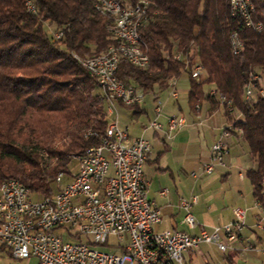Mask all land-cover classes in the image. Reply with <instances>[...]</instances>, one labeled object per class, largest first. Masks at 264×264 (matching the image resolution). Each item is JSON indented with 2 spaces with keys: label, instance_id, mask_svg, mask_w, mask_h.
Masks as SVG:
<instances>
[{
  "label": "trees",
  "instance_id": "1",
  "mask_svg": "<svg viewBox=\"0 0 264 264\" xmlns=\"http://www.w3.org/2000/svg\"><path fill=\"white\" fill-rule=\"evenodd\" d=\"M32 1L35 12L27 0H0V182L15 177L50 194L56 174L70 172L74 154L100 143L110 121L96 77L77 56L107 51L121 39L113 35V17L98 11L95 0ZM122 1L128 6L141 0ZM147 1L148 20L139 29L151 65L141 68L122 59L119 78L155 92L188 70L189 106L196 110L206 100L211 109H224L226 126L233 122L242 129L256 163L247 175L264 206V87L256 101L245 97L253 74L264 72V0H252L260 30L232 14L230 0ZM235 32L243 42L238 53L232 46ZM192 49L206 70L204 79L194 78L191 66L173 57L176 50ZM235 110L241 114L236 120Z\"/></svg>",
  "mask_w": 264,
  "mask_h": 264
},
{
  "label": "built area",
  "instance_id": "2",
  "mask_svg": "<svg viewBox=\"0 0 264 264\" xmlns=\"http://www.w3.org/2000/svg\"><path fill=\"white\" fill-rule=\"evenodd\" d=\"M120 2L123 1L112 0L109 14L105 15L112 17L114 12H118ZM127 5L131 12L132 4ZM94 6L100 11L99 3ZM254 9L252 0H238V7L231 8V11L242 21H253V28L260 30L262 23L253 19ZM29 10L36 11L32 0ZM146 22L147 18L143 25ZM117 23L128 33L129 20ZM140 29L136 35H131V39L144 48ZM55 34L59 37L62 31ZM232 45L234 53L243 46L237 32L232 35ZM106 50L107 57H94L93 61L82 63L96 77L106 105H112V113H107V116H116L110 118V125L100 143L72 156L77 163L75 171L61 170L56 174L54 183L57 190L50 194L33 190L15 177L0 182V245L19 259L35 256L39 264H186L184 252L203 242L214 243L220 251L227 252L243 237L247 208L234 207L232 221L208 228L199 222L193 210L198 195L182 196L179 206L184 210L183 220L190 229L197 231L155 229L161 221V207L148 194L150 181L144 169L152 143L144 136L131 138L128 127L119 125L117 112L118 103L132 106L145 102L144 89L127 84L118 76L122 59L130 63L139 59L121 55L113 44ZM194 51L192 49L188 56L173 57L184 61L187 67L191 66L192 76L201 80L207 73L199 54ZM147 65L151 63L140 62V66ZM256 79L259 76L253 74L251 94H245L246 99L252 102L257 100L262 88L260 84L256 85ZM169 85L172 86L170 95L177 99L179 90L176 83ZM135 91H143L142 100H133ZM211 92H215V88ZM163 108L164 102L159 97L155 98V113L160 115ZM200 109L198 103L196 110ZM187 124L184 114L168 117L169 132ZM149 126L160 129L163 124L152 119ZM232 131L230 125L225 126L220 138L212 144L211 160L204 165L206 173L214 171L217 165L226 164L225 156L230 150L227 137ZM239 131H242L240 127ZM192 174L197 175L195 172ZM66 176L69 178L67 181L64 180ZM262 193L264 195V177ZM167 194V188L160 189V195ZM257 205L264 209L259 200ZM2 214L14 215V222L3 223ZM260 226L264 228V222ZM70 235L80 240L71 241L68 239ZM112 236L115 237L113 242L110 241ZM97 245L109 249L98 248Z\"/></svg>",
  "mask_w": 264,
  "mask_h": 264
},
{
  "label": "rangeland",
  "instance_id": "3",
  "mask_svg": "<svg viewBox=\"0 0 264 264\" xmlns=\"http://www.w3.org/2000/svg\"><path fill=\"white\" fill-rule=\"evenodd\" d=\"M49 29H53V27L50 26ZM174 79H176L178 90L181 91L178 100L183 107L182 110L179 109L176 98L170 95L172 89L171 85L161 90H159L158 86L155 88V93H158L160 99L164 102V113L159 117V120L163 123H167V116L169 115L182 114V112L186 116L190 114V106L188 102L190 79L188 70H184L178 78ZM259 81L261 87H264V72L259 76ZM207 88L211 89L213 87L211 84H208ZM249 93L251 94V89ZM141 107L146 110V112L143 111L134 114L136 107L119 103L117 105L119 125L123 128L128 126L131 135L134 137L143 135L149 138L153 145L152 157L154 158L158 153L157 151L163 149V142L160 138L154 137L153 129L143 130L145 127L144 125L149 121V116L152 118L156 116L154 113V92H146L145 102L141 104ZM115 116L116 114L108 117V119L110 120V118ZM233 116L236 120L241 117V114L238 110H235ZM229 125L232 129L239 131V127H235L233 122H230ZM221 133L222 130L215 140L209 136H204L203 134H200L199 136L195 134L193 142L188 145L176 140L167 139L172 143V148L163 153L160 159V166L165 168V170H158L152 164L148 163L145 166V173L148 179L152 181L153 187L159 189L168 188L172 195L188 196L193 192L200 193V191H202L201 186L203 190L208 187V193L213 194L211 195L210 200L206 201L207 194L203 192L201 195V203L197 205V208H201V216L199 220L206 225L225 223L226 220H228L227 218L231 213L232 207L240 206L248 209V207L254 204L255 201L253 185L247 175L248 168L252 167L254 163L250 157L248 143L244 140L241 133H239V136L232 135L227 139L230 145V153L225 156L227 166H217L216 172L213 174L204 173L203 163L206 162V160H209L207 151L212 144L220 138ZM76 166V161H73L70 166L71 171H75ZM240 169L245 173V178L243 180L239 177ZM193 171H196L200 177L195 178L192 175ZM227 171H230L231 173L225 175L224 173ZM68 179V176L64 178L65 181ZM54 187L57 190L56 183H54ZM204 199L207 203L203 202ZM193 210L196 213V207ZM168 225V218L163 215L162 222L157 224L155 229L161 231L166 229ZM68 239L71 241L80 240L79 237L72 235H70ZM110 241H115V237H110ZM204 245L205 244L201 246V249L203 250L204 255L211 259V264H229L225 262L224 259L217 260L215 252L210 248L203 249ZM97 247L109 249L104 245H97ZM190 250L192 251L193 249ZM186 252H184L185 262L186 264H192L189 262L188 254ZM204 255L198 253L197 255L191 256L193 258V264H208L204 259ZM234 256V264H264V261L259 258L249 259L246 258L245 255L238 253L234 254ZM0 264H39V259L35 256H32L29 259L16 258L8 248L4 247L0 248Z\"/></svg>",
  "mask_w": 264,
  "mask_h": 264
},
{
  "label": "crops",
  "instance_id": "4",
  "mask_svg": "<svg viewBox=\"0 0 264 264\" xmlns=\"http://www.w3.org/2000/svg\"><path fill=\"white\" fill-rule=\"evenodd\" d=\"M174 83H176V81ZM259 83H260V81H259ZM211 85L214 88V85L213 84H211ZM213 88H211V89L207 88V85H206V89L212 90ZM159 90H161V89L159 88ZM180 92L181 91L179 90V95H180ZM157 97L160 98L159 94L154 92V100ZM178 99H179V96L176 99V101H177V104L179 106V109L182 110L183 107H182V105ZM200 105H201L200 111L193 110L190 107V114L188 116H186L182 112V114H184L186 116L188 124L181 127L180 129L173 131V132H169V130H168V117L170 115L167 116V123H163L159 120V117L161 115H163V113H164V109L160 115H157L154 111V113L156 115L154 118L149 116V121L147 124L144 125L145 127L143 130L153 129L154 130V137L160 138L163 142L164 147L162 150H158L156 157L153 158L152 157L153 156V145H152V150H151V153H150L148 160L145 163V166L148 163V164H152L158 170H165V168L160 166L161 165L160 159H161L163 153H165L168 149L172 148V143H170L168 140H174V141L176 140L180 143H184V144L188 145L191 142H193V139L195 138L194 137L195 134L197 136H199L200 134H203L204 136H209L213 140H215L218 137L221 130H223V128L226 126V124H228L226 116L224 115V109L222 107H220L219 109L213 110V109H211L210 103L206 100L201 102ZM143 111L146 112V110H144L141 107V105H138V106H136L134 114H137L138 112H143ZM152 119H157L158 121H160L163 124V127L160 129H155L153 127H150L149 122ZM128 129H129V127H128ZM129 133H130V131H129ZM239 133H241V131H232V134L230 136H232V135L239 136ZM130 137L134 138V136H132L131 133H130ZM227 139H228V137H227ZM229 147H230V145H229ZM210 148L207 151V154L209 156V160H206V162L203 163V168H204L205 163H207L211 160ZM229 153H230V150H229ZM250 157H251V155H250ZM252 161L254 163L252 167H255L256 163L253 159H252ZM145 166H144V169H145ZM217 166H227V164L217 165ZM217 166H216V168H217ZM216 168L211 173H206L204 170V173L213 174L216 172ZM193 172H195L197 174L196 171H193ZM230 173H231L230 171H227L224 174L226 175V174H230ZM241 174H243L244 176L241 177ZM193 176L195 178L200 177L199 174L193 175ZM239 177L242 180L245 178V173L241 169L239 170ZM149 181H150V186H149L148 194L150 197L155 198L161 207V221L159 223L162 222L163 215H165L168 218V224H169L166 229L178 228V229L189 230L191 232H196L197 229H190L187 226V224L184 222V220H183L184 210L182 208H180V206H179V202H180L181 197L187 196V195H179V196L172 195L171 191L167 188L168 194L166 196H162V195H160V189L161 188L159 189L157 187H153L152 181L150 179H149ZM201 189H202V191H200V193L193 192L190 194V195H192V194L198 195V201L194 204V207H193V209L196 207V213H195V211H194V213H195L198 220L201 216V213H200L201 208L200 207L197 208V205L199 203H201V200H202L201 195L203 194V192L205 194H207L206 195V201L210 200L211 195H213L212 193H210V194L208 193V189H209L208 187H206V189L203 190V188L201 186ZM190 195H188V196H190ZM254 199H255L254 204H252L247 209L246 226L244 227L243 232H242L243 237L233 244V248L229 249L227 252H222L218 249L216 244L209 243V242H203L198 247L194 248L192 251L190 250V251L186 252L188 254L189 262L193 264V258L191 257L193 255H197L198 253H201L204 255V252L201 249V246L203 244H205L204 245L205 248L203 247V249L210 248L215 252V257L217 260H223L224 259L225 262H227L229 264H234V261H235L234 254H236V253L243 254V255H245L246 258H249V259L259 258V259H262L264 261V228L260 226V224L264 222V219L262 218V216L264 215V209L258 207L257 199L255 198V196H254ZM206 201H205V199L203 200L204 203ZM233 209H234V207L231 208V213H230L229 217L227 218L228 220H226V222L233 220V218H234ZM199 222H200V220H199ZM159 223H157V224H159ZM201 224H203V223H201ZM219 224H223V223H219ZM203 225L207 226L208 228H211L213 226V225H206V224H203ZM216 225H218V224H216ZM163 230H165V229H163ZM228 255H230L231 260L228 257ZM204 259L208 264H211V261H210L211 259L206 257V255H204Z\"/></svg>",
  "mask_w": 264,
  "mask_h": 264
},
{
  "label": "bare ground",
  "instance_id": "5",
  "mask_svg": "<svg viewBox=\"0 0 264 264\" xmlns=\"http://www.w3.org/2000/svg\"><path fill=\"white\" fill-rule=\"evenodd\" d=\"M96 3H99L100 11H102L105 14H109V7H112V0H95ZM148 1L147 0H141L138 3L132 5V9L130 12V6H124L122 2H120V5L118 6V12H114L112 15L114 27H113V35L119 39H121V43L118 45H113L116 49H119L121 52V55H126L127 57L139 59V61H132V64L141 67V68H147V66H140V62H149L148 56L141 50V47L139 46L138 42H134L133 39H131V35H136L138 33V29L140 26L143 25V23L146 21L147 16V8H140V7H148ZM231 8H237L238 7V0H230ZM27 7L29 9L30 7V0H27ZM128 33H125V27L122 25H119L117 22H128ZM148 20V18H147ZM245 24L249 27H253V21L251 20H244ZM233 46V45H232ZM234 52V47H233ZM189 54H185V52L181 50H176L173 53V56H188ZM81 62H89L93 61L94 57H107V51L98 53L93 56H87V57H80ZM83 64V63H82ZM250 89L248 88L246 90L247 94H250ZM143 99V91H135L133 92V100H142ZM107 113H112V105H107ZM110 125V121H109ZM108 125V126H109ZM180 129V128H172V132ZM2 222L3 223H11L14 222V215L9 214H2Z\"/></svg>",
  "mask_w": 264,
  "mask_h": 264
}]
</instances>
